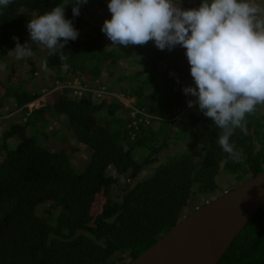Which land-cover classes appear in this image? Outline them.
<instances>
[{
  "label": "trees",
  "instance_id": "16d2710c",
  "mask_svg": "<svg viewBox=\"0 0 264 264\" xmlns=\"http://www.w3.org/2000/svg\"><path fill=\"white\" fill-rule=\"evenodd\" d=\"M181 1L195 7L202 3ZM73 2L11 0L0 6L2 61L15 53L14 36L21 45L27 42L31 18L67 5L64 15L78 38L64 45L66 61L59 54L49 56L45 46L40 64L47 59V69L60 82L76 76L91 86L75 96L69 87L54 90L44 105L26 111L41 88L30 91L20 78L0 82V120H7L0 126V264H126L179 221L195 198L200 205L226 190L221 176L234 181L231 188L264 168L262 105L246 115L247 134L237 128L230 137L243 154L233 162L217 143L222 130L210 128L211 118L198 106H187L195 98L183 92L185 85L194 86L186 50L179 45L160 50L153 41L106 45L101 27L82 29L85 13L98 0H87L75 17ZM22 7L34 12L25 14ZM122 58L139 66L115 74ZM106 74L116 88L97 84ZM112 89L133 97L132 107L113 96ZM14 110L20 119L4 116ZM56 113L64 116V125L58 146H52L43 139L55 137L46 126L47 114ZM174 120L179 122L175 129ZM170 142H191L200 155L187 145L160 156ZM76 146L89 150L82 170L71 162ZM145 167L151 172L142 173ZM114 186L119 191L111 196ZM215 264H264V202Z\"/></svg>",
  "mask_w": 264,
  "mask_h": 264
},
{
  "label": "clouds",
  "instance_id": "9594fccd",
  "mask_svg": "<svg viewBox=\"0 0 264 264\" xmlns=\"http://www.w3.org/2000/svg\"><path fill=\"white\" fill-rule=\"evenodd\" d=\"M180 2L109 0L111 18L104 21L101 31L113 45L127 47L153 41L160 50L183 47L194 81V86L183 87L186 96L195 98L189 99L187 106H198L205 117L211 118L210 128L222 130L217 143L233 162H240L242 151L235 149L230 137L237 128L246 135V115L254 113L257 105H264V6L253 0H202L199 7L185 10ZM10 3L11 0H0L3 7ZM86 3L87 0L71 3L74 17ZM66 6L57 5L31 18L26 25L31 40L38 47L46 46L49 56L59 54L62 62L67 60L64 45L79 34L72 21L65 18ZM13 39L16 59L30 58L31 46L27 42L21 45L18 37ZM41 66L46 70L47 59ZM63 87L76 95L71 94L76 87ZM41 96L44 98L39 99ZM47 97V91L42 92L34 100L43 102L37 106L30 105L34 100L28 102L26 111L44 105ZM11 112L13 118H21L17 110Z\"/></svg>",
  "mask_w": 264,
  "mask_h": 264
},
{
  "label": "water",
  "instance_id": "95a60500",
  "mask_svg": "<svg viewBox=\"0 0 264 264\" xmlns=\"http://www.w3.org/2000/svg\"><path fill=\"white\" fill-rule=\"evenodd\" d=\"M263 202L264 168L184 214L126 264H215Z\"/></svg>",
  "mask_w": 264,
  "mask_h": 264
},
{
  "label": "rangeland",
  "instance_id": "374dc122",
  "mask_svg": "<svg viewBox=\"0 0 264 264\" xmlns=\"http://www.w3.org/2000/svg\"><path fill=\"white\" fill-rule=\"evenodd\" d=\"M93 1H95V0H93ZM99 2H101V3L99 4ZM253 2H255L261 6H264V0H253ZM93 3L95 4V6H90L89 9L87 10V12L85 13V17L87 19V24L84 23L82 29H89L90 30L91 26L102 27L104 21L106 19L111 18V12L108 9L109 0H98V3H95V2H93ZM21 11L25 14H27L29 12H34L33 9H29L27 7H22ZM102 36H103L102 40L106 45L112 44V41L106 36L105 33H103ZM27 43L32 48V56L30 58H25L23 60H17L15 53H13V54L7 56V58H5V60L0 61V82L6 81V80L14 81V80L20 78V79L25 81V85L28 87V89L30 91H34L36 88H41V91L44 92V94L47 91L48 97H49V93L51 94V92L54 90H57V91L61 90L64 85H68V86L73 87V88L76 87V91H74L75 93L73 91L71 93V94H76V95H79L78 93H81L82 89H84L86 87H91L90 85L82 84L81 81L79 80L80 78H78L76 76L69 77L66 80V82H63V83H60L57 80H55L53 73L51 71H49L47 68H46V70L44 68H42V66L40 64L39 55H40V52L44 51L45 46L40 45L38 47L37 44L31 40L30 36H29V39L27 40ZM6 63L8 65H6ZM134 65H132L129 58H122L118 61L117 65L113 69H114L115 74H121L124 71L127 72V71L133 70L134 68H137L139 66L138 64H134ZM82 79L84 80L85 77L82 76ZM109 79H110V76L108 74H106L105 76H102V80H100V82H97V84H100L101 82L103 84V82H104V84L106 83V85H110L111 82ZM87 83L89 84L90 82L87 81ZM111 85H112V87L116 88L118 84L113 82V84H111ZM96 88L97 87H95V89ZM97 89L99 91V89H105V87L102 86V87L97 88ZM3 91H4V89H3V87H1V83H0V95H2ZM109 91H111V94L113 96H116L118 99H120L125 105L131 106V103L133 102V97L123 96V94L121 92L115 91V89H112ZM69 93H70V91H69ZM50 96H52V94ZM0 98H1V96H0ZM42 98H44V96H41V98H39V99H42ZM39 99L34 100V102L30 103V105L31 104L34 106L40 105L43 101H41ZM7 109H9V107L2 108V110L3 111L5 110V112ZM262 110H264V105H262ZM186 111H187V108H184L182 110V112H180V115L185 114ZM133 112L134 111H131V114H133ZM12 115L13 114L11 111L4 114V116H11V117H12ZM63 121H64V116H62L60 114L56 113L55 115L51 114L50 116H48V114H47L46 129H48L50 132L55 130V137H50V138L45 137L43 139L44 143H46L47 145L58 146V144H59V132L61 131V128L64 125ZM6 123H7V120L2 117V119L0 120V126H5ZM178 126H179V122L177 120H174L172 123L173 129L177 128ZM56 130H57V132H56ZM69 140L72 142L75 141V139L72 136L69 137ZM190 144H191V142H189V143L179 142L176 144H174L173 142H170L168 145V148L166 150H164L163 152H161L160 156L163 155L164 152L174 153L177 150H179L181 148H185V147H187V145H189L191 148L190 150L195 151L196 152L195 155H196V157H198L200 155V153L198 152L197 148L193 144H191V145ZM71 152H72L71 153V162H72L74 168H76L77 170H82L85 167V164L88 160L89 150H86L82 147L76 146V147H74V149L72 148ZM163 156L160 157V160H162L161 158H163ZM155 162H156L155 164H157L160 161L157 160ZM150 172H151V169L146 168V167L142 171V173H146V174H148ZM221 177H223L222 178L223 179V181H222L223 188L228 189L234 183V181L232 179H230L228 175H224ZM120 179L123 182L127 181V179L123 180L122 177ZM118 191H119L118 187L114 186V188L112 189L111 196H113ZM206 200H208V199H206ZM199 202H200V199L195 198L192 202H190L191 206L190 205L187 206V208L184 212H186V211L189 212L190 207H192V205H194L196 207L199 204ZM98 203H99V200H98Z\"/></svg>",
  "mask_w": 264,
  "mask_h": 264
},
{
  "label": "built area",
  "instance_id": "2783aa9c",
  "mask_svg": "<svg viewBox=\"0 0 264 264\" xmlns=\"http://www.w3.org/2000/svg\"><path fill=\"white\" fill-rule=\"evenodd\" d=\"M74 91H76V89H74Z\"/></svg>",
  "mask_w": 264,
  "mask_h": 264
}]
</instances>
